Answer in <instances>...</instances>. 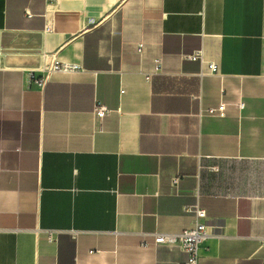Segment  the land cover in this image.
<instances>
[{"label": "crops", "instance_id": "0c3cea01", "mask_svg": "<svg viewBox=\"0 0 264 264\" xmlns=\"http://www.w3.org/2000/svg\"><path fill=\"white\" fill-rule=\"evenodd\" d=\"M0 35L42 46L0 53V264H182L197 203L201 264H264V0H0Z\"/></svg>", "mask_w": 264, "mask_h": 264}, {"label": "built area", "instance_id": "2783aa9c", "mask_svg": "<svg viewBox=\"0 0 264 264\" xmlns=\"http://www.w3.org/2000/svg\"><path fill=\"white\" fill-rule=\"evenodd\" d=\"M142 49V45L139 47ZM192 61H203V51H197L193 55L188 57ZM43 73L46 74L44 78L40 81L39 85L42 86L48 79V76L52 72H62V73H74L82 70V67L77 64H65L55 62L51 66H47L46 69H42ZM208 74H218L219 67L214 63L207 65ZM33 79V77H32ZM243 106V105H242ZM226 105L222 103L218 109L211 110L209 113H218L223 116ZM111 111L105 107L100 106L96 115L100 120H103ZM179 178H173V183L177 184ZM191 212L196 216L197 222L194 226L185 228L179 232L175 233H157L155 237V242L157 244H164L169 247H179L183 252L186 253L187 259L182 264H201V250L203 245L207 240L216 235V230L221 229L220 224L214 220H210L206 210L201 207L198 203L190 209Z\"/></svg>", "mask_w": 264, "mask_h": 264}, {"label": "water", "instance_id": "95a60500", "mask_svg": "<svg viewBox=\"0 0 264 264\" xmlns=\"http://www.w3.org/2000/svg\"><path fill=\"white\" fill-rule=\"evenodd\" d=\"M41 43L29 47L22 43H17L11 38H6V35H0V53L1 54H15L20 52L22 54H37L31 56H5L6 67H21V68H41ZM28 50V51H24Z\"/></svg>", "mask_w": 264, "mask_h": 264}]
</instances>
